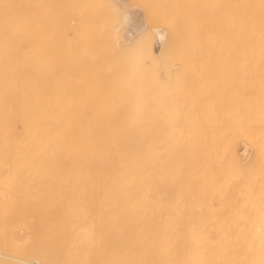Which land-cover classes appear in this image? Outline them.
Here are the masks:
<instances>
[{
    "label": "bare ground",
    "instance_id": "bare-ground-1",
    "mask_svg": "<svg viewBox=\"0 0 264 264\" xmlns=\"http://www.w3.org/2000/svg\"><path fill=\"white\" fill-rule=\"evenodd\" d=\"M212 233L264 264V0H0V263L194 264Z\"/></svg>",
    "mask_w": 264,
    "mask_h": 264
},
{
    "label": "rangeland",
    "instance_id": "rangeland-1",
    "mask_svg": "<svg viewBox=\"0 0 264 264\" xmlns=\"http://www.w3.org/2000/svg\"><path fill=\"white\" fill-rule=\"evenodd\" d=\"M41 2H42V0H41ZM186 5H188L187 3H186ZM186 6H184V14L186 13V11H187V9L189 10V14H190V12H191V14L193 13V9H192V5H191V10H190V8H187ZM193 20V19H192ZM216 20H218V10H217V13H216ZM183 21L185 22L186 21V23H183V25H184V28H183V30H182V32L180 33V34H176L175 36H174V38H172V40H170L169 41V43H168V45H167V47H168V49H172V50H176V52H177V50H179V52L180 53H174V54H170V53H167L168 55L166 56V57H173V58H178V57H181V58H183L184 59V61H185V64L188 62H186V59L187 60H189V62H188V64H186V66L184 65V67H186V68H188V66H189V63L191 64V62L190 61H193V58L192 57H194L195 56V53H194V48L192 49V46H193V42L191 41V39L193 38L192 37V35H191V37H189L190 36V32L188 33V31L186 30V25H187V20L186 19H184L183 18ZM214 22H215V16H214ZM191 25H193V21H192V23H191ZM188 34H187V33ZM182 35V36H181ZM187 35H188V37H187ZM180 36V37H179ZM184 37H186V38H184ZM188 38H190V40H188ZM187 41V42H186ZM172 45V46H171ZM186 46V47H185ZM189 46V47H188ZM188 47V48H187ZM194 47V46H193ZM74 50L76 49V50H78V48H73ZM182 52V53H181ZM170 54V55H169ZM189 56V57H188ZM190 59H192V60H190ZM194 59H195V57H194ZM195 61V60H194ZM188 65V66H187ZM193 65V64H192ZM189 67H191L190 68V71L189 72H191L192 73V71L191 70H193L194 68H192V66H189ZM188 70H189V68H188ZM188 70H187V74H188ZM185 71H186V69H185ZM151 73H153L152 71H151ZM151 73H150V75H151ZM155 73V72H154ZM186 73H185V75H186ZM190 73V74H191ZM194 73H195V75L193 76V79H194V77L196 76V72H195V70H194ZM148 74V73H147ZM173 75L170 77V80L168 81V82H165L166 80L164 79V80H161V81H158V82H156V84H154V85H156L157 87L158 86H161L162 88H163V85H165V89H164V91H163V89H162V91H163V93H165L168 97H166L168 100H170L171 98L172 99H174L175 101L176 100H179L180 102H175V103H173V105L174 106H178V107H180V104L182 103L183 104V102H184V104H183V106L184 105H186V108L185 109H183V106L181 105V108H180V110H182L181 112H182V114L180 113V111H178V109L179 108H176V109H172L171 111L174 113V119L173 120H175V121H184V118H185V113L183 114V112H185V111H187V109L189 108V115L191 116V114L190 113H193L194 111H192L191 112V110H192V108H191V106H193L194 104H193V100L195 101V95H196V93H194V98H192L193 100H191V97L193 96V93H189V92H187L186 91V89L185 88H183V89H181L182 87H181V84L183 83V81L182 80H188V78H191L190 76H188L187 75V77L184 75V77L186 78V79H184V77H183V75L181 76L182 78H180V76L178 77L177 76V78L179 79H181V80H178V79H175L176 77H175V73H172ZM150 75H149V77H150ZM153 75V74H152ZM151 75V76H152ZM155 75V74H154ZM193 75V74H192ZM124 75H123V71L122 70H120V68H118L117 69V71H116V73L114 74V76H112V77H104V79L105 80H107V79H117L118 81L120 80V82L118 83V85L119 86H117V89H122L123 87H126L125 85H127V86H131V84L132 83H130L129 84V82H128V80H131V79H124V77H123ZM145 77H147L148 78V76H145ZM153 77V76H152ZM151 77V78H152ZM156 79H155V81L159 78L157 75H155L154 76ZM153 77V78H154ZM223 77H225V76H223ZM223 77L221 78V79H223ZM131 78V77H130ZM147 78H145V79H147ZM153 78H152V80H153ZM134 79V78H133ZM143 79V78H142ZM195 79H196V77H195ZM194 79V80H195ZM191 80L192 79H189L188 80V82L190 81L191 82ZM193 80V81H194ZM149 81V80H148ZM178 83H176V82ZM122 82V83H121ZM75 83V82H74ZM125 83V84H124ZM134 83V82H133ZM160 84V85H158V84ZM181 83V84H180ZM122 84H124L123 86H122ZM129 84V85H128ZM188 83L186 82V84H185V81H184V83H183V85L182 86H184V87H186V85H187ZM193 84L195 85L196 84V81L195 82H193ZM192 84V82H191V85H193ZM222 84V83H221ZM115 85V84H114ZM169 85H170V87H169ZM179 85H180V88H178L179 87ZM190 85V86H191ZM192 86L191 88L192 89H196L197 87H196V85L195 86ZM155 86V87H156ZM189 85H187V87L186 88H188V87H190ZM222 86H224L223 84H222ZM121 87V88H120ZM169 87V88H168ZM194 87H196V88H194ZM214 87V86H213ZM180 91H179V90ZM192 89H190L189 90V88H188V90L191 92H195V91H193ZM176 90V91H175ZM184 90V91H183ZM169 91V92H168ZM183 91V92H182ZM173 92V93H172ZM184 92H185V94H187V93H189V95L191 94L192 96H190V101H192V103L190 102V105L191 106H189V101H188V98H184L185 96L186 97H188L187 95H184V97H182L181 95L182 94H184ZM223 92V91H222ZM174 93H175V95H176V97H175V95H174ZM180 94V95H179ZM178 96V97H177ZM175 97V98H174ZM180 97V98H179ZM177 98V99H176ZM183 99V102L181 101ZM185 99V100H184ZM187 99V100H186ZM180 103V104H179ZM187 103H188V107H187ZM178 104V105H177ZM193 104V105H192ZM164 105H168L167 103H165ZM185 107V106H184ZM194 107V106H193ZM191 109V110H190ZM194 110V109H193ZM178 113H180V114H178ZM186 113H188V111L186 112ZM184 116V118H183V116ZM189 116V117H190ZM180 117H182V118H180ZM167 117H164V120L166 119ZM179 119V120H178ZM186 119V118H185ZM192 118H190V120H191ZM257 122V121H256ZM255 128H258V127H255ZM255 133L253 132V135H254ZM256 136H257V133L255 134ZM254 175V174H253ZM253 177V176H252ZM251 179V178H250ZM50 211V210H49ZM52 211V210H51ZM50 211V212H51ZM217 233H212V236L214 237V244L215 245H219V246H221V243L219 242L218 244L217 243H215V240H218L219 238L217 237V235H216ZM224 240V239H223ZM248 247V246H247ZM217 248V249H216ZM221 248H222V246H221ZM220 247L218 248V247H215V249H214V246L212 247V249H209V250H211V255H209L210 253H208L209 251L208 250H206L205 252H204V254L203 253H197V257H198V259H196L195 257V259H193L194 261H199L198 263L196 262V263H194V264H199V263H201V264H204V263H206L205 261L207 260V258L209 259V261L207 262V264L209 263V264H217L218 262L220 263V261L221 262H223V261H226L225 259H236L235 257L237 256L238 257V255H240V254H238L239 253V250H237L236 252H234L235 253V255L236 254H238V255H236V256H234L233 255V257H231L232 255H230L229 257L227 256V254H230L229 252H227V250H225V248H224V251L221 249ZM214 249V250H213ZM219 249H221V250H219ZM227 249V248H226ZM9 250H10V254H9V252H8V255H12V256H20V255H26V256H28V255H36V254H41V256H44V257H50L49 256V253H35V252H25V253H21V252H18V251H16V250H13L12 248H9ZM213 250V251H212ZM51 251V253H52V255H53V257H55L58 253L59 254H61L62 255V253L63 252H61L60 253V251L59 250H57V249H52V250H50ZM216 251V252H215ZM217 251L219 252L218 254L219 255H216L217 254ZM221 251V252H220ZM222 251H223V253H224V255L222 254ZM254 251V250H253ZM225 252H227V253H225ZM260 252V251H259ZM259 252L258 253H256V251L255 252H253V255L255 256L256 254H259ZM262 252V251H261ZM260 252V253H261ZM206 253H207V257H206ZM216 253V254H215ZM233 252L231 253V254H234ZM241 256H240V258H243L242 257V255H243V252L241 251ZM264 253V252H263ZM70 254H72V252L70 253ZM69 254V255H70ZM212 254H214V255H212ZM223 255V258L224 259H222L221 260V257H222V255ZM248 254V253H247ZM157 255H161V253L160 254H157ZM201 255V256H200ZM205 255V256H204ZM209 255V256H208ZM221 255V256H220ZM250 255V254H249ZM248 255V256H249ZM260 256H262V254H259ZM152 256V255H151ZM154 256H156L155 254L152 256L153 258H150V261H149V264H153L152 262H154V264H158L157 263V261L158 262H161V258L160 257H158V258H156L155 259V257ZM211 256V259L209 258ZM219 256H220V258H219ZM225 256H226V258H225ZM253 256V257H254ZM258 256V255H257ZM257 256H255V261L254 260H252V262H255V264H259V262H260V260L262 259L261 257V259L260 258H258ZM205 258V260H204V258ZM251 257V256H250ZM263 257H264V255H263ZM200 258V259H199ZM201 258H203V261H201L202 259ZM212 258H213V260H212ZM219 258V259H218ZM240 258H238V260L240 259ZM247 259L248 257H244V259ZM49 259V258H48ZM154 259H155V261H154ZM158 259V260H157ZM218 259V260H217ZM231 259V260H232ZM248 259H250V258H248ZM260 259V260H259ZM153 260V261H152ZM157 260V261H156ZM216 260V261H215ZM234 260H232V262H237L238 260L236 259V261H234ZM251 260V259H250ZM249 260V261H250ZM5 261H6V263H3V262H1L0 264H18L16 261H14V260H11V259H5ZM4 261V262H5ZM218 261V262H217ZM229 261V260H228ZM243 261V260H242ZM262 261V260H261ZM264 261V260H263ZM151 262V263H150ZM156 262V263H155ZM203 262V263H202ZM211 262V263H210ZM244 262L245 261H243V264H244ZM51 263H54V264H66L65 263V260H63V257H62V260H52V262ZM148 263V262H147ZM218 263V264H219ZM228 263V262H227ZM226 262H224V263H221V264H227ZM239 263V262H238ZM242 263V262H241ZM247 263V262H246ZM251 263V262H250ZM250 263H247V264H250ZM49 264H50V261H49ZM228 264H230V262L228 263ZM231 264H233V263H231ZM234 264H236V263H234ZM261 264H263L262 262H261Z\"/></svg>",
    "mask_w": 264,
    "mask_h": 264
}]
</instances>
